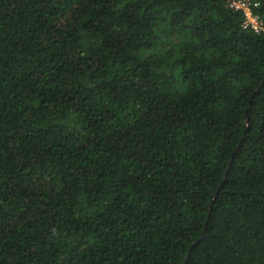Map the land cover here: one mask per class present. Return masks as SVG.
I'll return each instance as SVG.
<instances>
[{
  "label": "trees",
  "instance_id": "obj_1",
  "mask_svg": "<svg viewBox=\"0 0 264 264\" xmlns=\"http://www.w3.org/2000/svg\"><path fill=\"white\" fill-rule=\"evenodd\" d=\"M0 264H264V31L230 0H0Z\"/></svg>",
  "mask_w": 264,
  "mask_h": 264
},
{
  "label": "built area",
  "instance_id": "obj_2",
  "mask_svg": "<svg viewBox=\"0 0 264 264\" xmlns=\"http://www.w3.org/2000/svg\"><path fill=\"white\" fill-rule=\"evenodd\" d=\"M231 5L238 10H241L244 15V27L250 28L255 33L264 31V25L258 16L252 12L253 7L257 4H251L250 0H230Z\"/></svg>",
  "mask_w": 264,
  "mask_h": 264
},
{
  "label": "water",
  "instance_id": "obj_3",
  "mask_svg": "<svg viewBox=\"0 0 264 264\" xmlns=\"http://www.w3.org/2000/svg\"><path fill=\"white\" fill-rule=\"evenodd\" d=\"M195 245V244H194Z\"/></svg>",
  "mask_w": 264,
  "mask_h": 264
}]
</instances>
